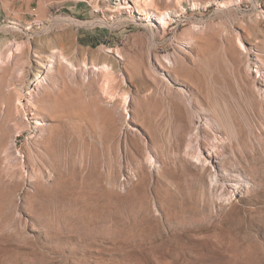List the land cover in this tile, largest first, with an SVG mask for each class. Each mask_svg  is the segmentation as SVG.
Instances as JSON below:
<instances>
[{
    "label": "rangeland",
    "instance_id": "rangeland-1",
    "mask_svg": "<svg viewBox=\"0 0 264 264\" xmlns=\"http://www.w3.org/2000/svg\"><path fill=\"white\" fill-rule=\"evenodd\" d=\"M0 264H264V0H0Z\"/></svg>",
    "mask_w": 264,
    "mask_h": 264
},
{
    "label": "bare ground",
    "instance_id": "bare-ground-1",
    "mask_svg": "<svg viewBox=\"0 0 264 264\" xmlns=\"http://www.w3.org/2000/svg\"><path fill=\"white\" fill-rule=\"evenodd\" d=\"M117 1V0H116ZM158 13H159V20L162 22V24L163 25H165V24H167V17H169V15L164 11H158ZM150 25V24H149ZM151 26V25H150ZM6 44V42L4 41L3 42V45H5ZM21 49V46L20 45H17L16 46V50L17 51H19ZM108 52H111L110 50L108 51ZM14 54V53H13ZM12 55V54H11ZM118 58L120 57L119 56V54L117 53V55H116ZM11 58V57H10ZM60 58L62 59V60H64L65 62H67L66 61V59L63 57V55L62 54H60ZM70 66H71V64L70 63H68ZM40 67H41V65H40ZM85 67H87V66H85ZM92 68L93 69H95V70H99V69H101L102 71H105V72H108L109 71V67H107V66H101L100 68H98V67H95V66H92ZM111 69V68H110ZM33 83H35V88H39V85H40V83H41V81H42V76L37 72V73H35L34 74V76H33ZM125 100V99H124ZM125 102V101H124ZM126 103V102H125Z\"/></svg>",
    "mask_w": 264,
    "mask_h": 264
}]
</instances>
